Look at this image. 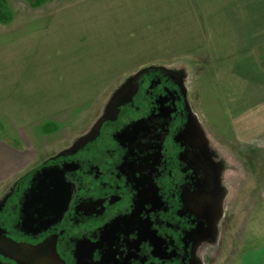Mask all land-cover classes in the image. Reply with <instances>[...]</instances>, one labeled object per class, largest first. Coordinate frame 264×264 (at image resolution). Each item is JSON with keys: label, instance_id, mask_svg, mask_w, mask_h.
Instances as JSON below:
<instances>
[{"label": "rangeland", "instance_id": "1", "mask_svg": "<svg viewBox=\"0 0 264 264\" xmlns=\"http://www.w3.org/2000/svg\"><path fill=\"white\" fill-rule=\"evenodd\" d=\"M7 1L14 19L0 24V141L27 164L0 196L42 158L92 128L125 78L164 67L187 73L212 143L219 148L215 135L222 129L226 154L219 151L235 168L229 173L231 219L217 264H237L247 250L264 248V165L256 152L249 154L250 144L241 145L248 137L243 130L254 133L264 122V81L255 83L253 75L250 85L227 83L234 72L242 81L249 77L229 63L242 45L260 51L257 74L264 77V0ZM246 29L254 39L242 41ZM250 95L257 98L254 107Z\"/></svg>", "mask_w": 264, "mask_h": 264}, {"label": "flooded vegetation", "instance_id": "2", "mask_svg": "<svg viewBox=\"0 0 264 264\" xmlns=\"http://www.w3.org/2000/svg\"><path fill=\"white\" fill-rule=\"evenodd\" d=\"M121 85L92 128L0 196V243L13 244L0 264H217L235 168L187 73L151 66Z\"/></svg>", "mask_w": 264, "mask_h": 264}, {"label": "crops", "instance_id": "3", "mask_svg": "<svg viewBox=\"0 0 264 264\" xmlns=\"http://www.w3.org/2000/svg\"><path fill=\"white\" fill-rule=\"evenodd\" d=\"M224 19V18H223ZM243 22H245L243 20ZM245 24V23H244ZM249 26H251L253 24V21L250 19V21H248ZM245 27V26H243ZM249 30H241V37L246 36L242 39V41L245 38H255V36H251L253 33L248 34ZM244 33V35L242 34ZM248 34V35H247ZM232 36V35H229ZM233 36L235 38L239 37L237 36V33L233 34ZM249 36V37H248ZM234 38V39H235ZM246 43V42H243ZM250 47V48H247ZM240 48V47H239ZM237 49V48H235ZM260 51H257V48L252 47L250 45H242V51L240 52V56L239 57H235L232 60H229V63H232V65H230V67L232 68V70L238 69V71H240L241 75L243 74H249L248 79H246L245 81L240 80V78H238V75L236 74V72H234L233 74L231 73L230 75L232 76L229 81L227 83H229V85L231 86L232 84L238 85V86H242L245 84H251L252 83V77L254 75V80L255 83L257 82H262L264 81V77L259 76L257 74V70H261L262 68V62L261 60H263L262 57H260ZM228 63V64H229ZM256 69V70H255ZM255 70V74L252 73V71ZM222 72H218L219 75H221ZM236 76V78H235ZM257 77H259L260 79H256ZM235 79L237 80V83H235ZM228 85V84H226ZM236 95V94H235ZM234 101H237L236 98H238L243 104L245 103V105L247 106V101L242 99V96H234ZM257 98L253 95H250L248 99L251 102V105L253 106V101H255ZM229 100H231V98H229ZM264 100V99H263ZM233 101V100H232ZM257 104V103H256ZM254 104V106L256 105ZM251 106V108H253ZM233 107V104L229 105L227 108H229L231 110V108ZM244 107V105H243ZM250 108V109H251ZM232 113V112H231ZM231 116L233 117H237L235 114H232ZM262 122V121H261ZM264 122L260 123V124H256V128H255V132L254 133H248L245 130H243V137L248 136L246 139L244 138L245 142L242 141L243 145L242 147H245L247 144L249 145L247 147V149L249 150V154L252 155V153L256 152V157L255 159H257L258 164L260 165H264ZM221 129V127H220ZM225 130V129H224ZM241 133V131H240ZM242 134V133H241ZM215 135V134H214ZM219 135V136H218ZM215 136L219 137L218 142H220L221 145H219V149H223V153H225L226 150V142L224 141V132L221 129L218 134L216 133ZM258 144V145H257ZM17 156L18 153L17 151H15L12 147H10L9 145H7L6 143H3L0 141V188L8 181H11L14 177H16L17 174H19L26 166L27 162L25 163H19L17 160ZM15 179V178H14ZM237 264H264V248H260L259 250H255V251H246L244 252L241 257H239V260L237 261Z\"/></svg>", "mask_w": 264, "mask_h": 264}, {"label": "trees", "instance_id": "4", "mask_svg": "<svg viewBox=\"0 0 264 264\" xmlns=\"http://www.w3.org/2000/svg\"><path fill=\"white\" fill-rule=\"evenodd\" d=\"M32 2V0H27ZM13 14L7 0H0V24L7 25L13 21Z\"/></svg>", "mask_w": 264, "mask_h": 264}, {"label": "water", "instance_id": "5", "mask_svg": "<svg viewBox=\"0 0 264 264\" xmlns=\"http://www.w3.org/2000/svg\"><path fill=\"white\" fill-rule=\"evenodd\" d=\"M6 239V238H4ZM3 243H0V251H2L6 256H11L12 254V241L9 239H6V241L2 240ZM3 245V246H1Z\"/></svg>", "mask_w": 264, "mask_h": 264}]
</instances>
